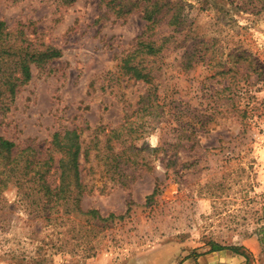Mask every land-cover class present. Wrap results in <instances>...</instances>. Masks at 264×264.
<instances>
[{
  "label": "rangeland",
  "instance_id": "obj_1",
  "mask_svg": "<svg viewBox=\"0 0 264 264\" xmlns=\"http://www.w3.org/2000/svg\"><path fill=\"white\" fill-rule=\"evenodd\" d=\"M121 1L116 16L100 0H0L13 36L61 53L0 105V137L44 156L75 129L80 210L106 219L49 222L8 189L0 264H264V0ZM147 37L162 44L149 84L121 63Z\"/></svg>",
  "mask_w": 264,
  "mask_h": 264
},
{
  "label": "trees",
  "instance_id": "obj_2",
  "mask_svg": "<svg viewBox=\"0 0 264 264\" xmlns=\"http://www.w3.org/2000/svg\"><path fill=\"white\" fill-rule=\"evenodd\" d=\"M100 1L116 16L129 12V9H126L128 1ZM256 1L260 3L263 0ZM263 8L264 5L255 11L261 12ZM171 9L173 11L167 25L177 29L183 22L181 8L174 5L169 10ZM159 11L157 2L143 5L141 12L148 23V30L154 28L157 22L155 14ZM16 37L9 31L6 23L0 21V105L2 106L11 103L18 88L30 80L32 63L39 65L61 55L59 50L50 47L40 50L30 47L32 45L25 38ZM161 50V43L156 45L147 37L139 41L136 49L122 59V69L135 79L149 84L151 70L143 63L159 55ZM80 153V134L75 129L53 133L50 147L44 156L31 146L17 149L14 143L0 137V194L8 189H14L18 202L25 210H28L33 217H42L49 222L65 214L78 213L106 221L95 210L86 212L80 210L79 195L82 188L79 175ZM155 193L154 190L152 195ZM111 217L114 216L110 215ZM261 229L264 234V227ZM259 243L264 244V240L260 239ZM221 249L223 248L220 246H214L210 252ZM232 250L238 251L236 248Z\"/></svg>",
  "mask_w": 264,
  "mask_h": 264
},
{
  "label": "crops",
  "instance_id": "obj_3",
  "mask_svg": "<svg viewBox=\"0 0 264 264\" xmlns=\"http://www.w3.org/2000/svg\"><path fill=\"white\" fill-rule=\"evenodd\" d=\"M215 257V256H214ZM213 258V257H212Z\"/></svg>",
  "mask_w": 264,
  "mask_h": 264
}]
</instances>
